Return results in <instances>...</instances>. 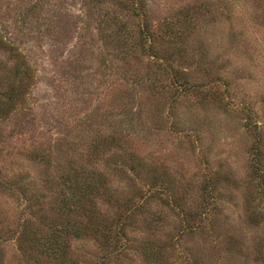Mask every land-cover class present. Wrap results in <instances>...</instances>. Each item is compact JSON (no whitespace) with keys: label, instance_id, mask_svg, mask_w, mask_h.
I'll return each mask as SVG.
<instances>
[{"label":"rangeland","instance_id":"374dc122","mask_svg":"<svg viewBox=\"0 0 264 264\" xmlns=\"http://www.w3.org/2000/svg\"><path fill=\"white\" fill-rule=\"evenodd\" d=\"M135 1L0 0V264H264V0Z\"/></svg>","mask_w":264,"mask_h":264},{"label":"trees","instance_id":"16d2710c","mask_svg":"<svg viewBox=\"0 0 264 264\" xmlns=\"http://www.w3.org/2000/svg\"><path fill=\"white\" fill-rule=\"evenodd\" d=\"M135 3L137 5L136 8L139 9L138 8V0H136ZM142 29H144V28H142ZM144 30H146V29H144ZM141 34H142V32H141ZM140 44L142 45V42H140ZM170 85L173 88H175L176 90H178V91L186 90L187 87L189 86V85L186 86V82H180L177 78H171ZM90 172H91V170H89V171L84 173V177H85L86 174H89V176L85 180L86 183L83 186H81L79 183H77L78 177L77 176L75 177V175H74V177L69 178V179L64 181V184L66 185L65 188H67V189L62 194V197H61L62 206H60V208L65 211V214L67 216L70 215V214H68L69 213L68 209L74 204L73 199L75 198L74 196L76 194H81V193L84 194V192L86 190L92 189L93 186H97L98 184L99 185L102 184L101 183L102 182L101 178L96 177L97 174L95 175L94 171H92L91 173ZM74 174H78V171H76ZM66 222H68V220H66ZM122 224L123 223H121L119 225L117 224V228L114 229L113 233H118L119 232V228L123 229V227L121 226ZM77 229L78 228L77 227L74 228V225L71 224V223L70 224H66L62 228V230L67 231V233L73 232L74 234H78L79 233ZM51 238H52V241H51ZM45 249H46L47 253L52 255V257L54 259H56L57 261H62V260H65V258H66L67 248H66L65 242H63V240L60 238L59 235H57V236H52L51 235L49 237L48 246H46Z\"/></svg>","mask_w":264,"mask_h":264}]
</instances>
